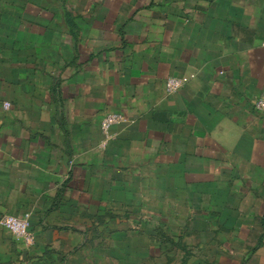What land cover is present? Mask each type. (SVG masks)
Here are the masks:
<instances>
[{
    "label": "crops",
    "instance_id": "1",
    "mask_svg": "<svg viewBox=\"0 0 264 264\" xmlns=\"http://www.w3.org/2000/svg\"><path fill=\"white\" fill-rule=\"evenodd\" d=\"M0 4V264H264V0Z\"/></svg>",
    "mask_w": 264,
    "mask_h": 264
},
{
    "label": "built area",
    "instance_id": "2",
    "mask_svg": "<svg viewBox=\"0 0 264 264\" xmlns=\"http://www.w3.org/2000/svg\"><path fill=\"white\" fill-rule=\"evenodd\" d=\"M262 44L264 45V38ZM186 81V77H168L165 81V92L167 94L175 93ZM254 107L257 111L264 110V94L255 101ZM121 121H124V118L119 113H107L101 120V128L104 132H107L111 125ZM0 226L7 229L16 237L23 238L27 243H32L33 235L29 232L28 215L4 214L0 216Z\"/></svg>",
    "mask_w": 264,
    "mask_h": 264
},
{
    "label": "rangeland",
    "instance_id": "3",
    "mask_svg": "<svg viewBox=\"0 0 264 264\" xmlns=\"http://www.w3.org/2000/svg\"><path fill=\"white\" fill-rule=\"evenodd\" d=\"M0 6H1V4H0ZM1 8H2V6L0 7V13H2V10H3ZM13 22H14L13 18L4 19L3 17L0 16V58H2L1 62H3V60H8V62L6 64L4 63L5 65H3V63L0 64V77L4 76L6 73H8V71H10L12 69V65L10 66L12 61L10 59H12V57L15 53L14 49H13L14 41H13L12 34L6 32V31L7 30L11 31V29L13 28V25H14ZM16 52L19 53L20 50L17 49ZM26 52H27V54L32 53L30 50H27ZM8 63H9V65H8ZM0 103L4 107V109H9L12 107V102L10 99L2 98V100L0 99ZM119 212L122 214L124 211L119 210ZM2 215H0V216H2ZM2 228L5 229L4 227H2ZM5 231L8 232L7 229H5ZM11 236L13 238L11 237L9 240V243H10V249L8 250L9 252H12V250L18 251V248L15 245L14 246L12 245V241H15L17 243L20 241L19 243H22V245H24L26 247L27 246L30 247V245H27L26 242H24L23 238L16 237L12 234H11ZM20 247L22 248V246H20ZM186 251H188V249H186ZM14 255H15V258L11 260L12 264H23L24 261L28 262V259L25 256H23L24 254L23 255L21 254L20 260L18 259L19 257L16 258V256L18 255L16 252H14ZM43 261H45V260L37 261V264H45V262H43ZM46 261L48 262V258ZM5 264H11V262L8 261L7 259H5Z\"/></svg>",
    "mask_w": 264,
    "mask_h": 264
}]
</instances>
